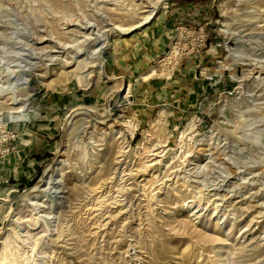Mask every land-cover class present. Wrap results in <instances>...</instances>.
<instances>
[{
	"label": "rangeland",
	"instance_id": "1",
	"mask_svg": "<svg viewBox=\"0 0 264 264\" xmlns=\"http://www.w3.org/2000/svg\"><path fill=\"white\" fill-rule=\"evenodd\" d=\"M0 264H264V0H0Z\"/></svg>",
	"mask_w": 264,
	"mask_h": 264
},
{
	"label": "bare ground",
	"instance_id": "2",
	"mask_svg": "<svg viewBox=\"0 0 264 264\" xmlns=\"http://www.w3.org/2000/svg\"><path fill=\"white\" fill-rule=\"evenodd\" d=\"M147 19V18H146ZM146 21V20H145ZM122 30V29H121ZM131 30V29H130ZM101 49V48H100ZM78 52V51H77ZM87 58V57H86ZM19 111V110H18ZM101 121V120H100ZM118 161V160H117ZM58 177V176H57ZM57 179V178H56ZM53 181H56L54 178L52 177H49V179L47 180V184H53L54 182Z\"/></svg>",
	"mask_w": 264,
	"mask_h": 264
}]
</instances>
